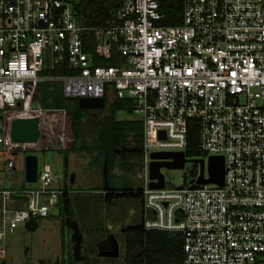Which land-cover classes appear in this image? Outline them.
Here are the masks:
<instances>
[{
	"label": "built area",
	"instance_id": "2783aa9c",
	"mask_svg": "<svg viewBox=\"0 0 264 264\" xmlns=\"http://www.w3.org/2000/svg\"><path fill=\"white\" fill-rule=\"evenodd\" d=\"M181 7V23L165 26L159 0H120L117 24L92 29L80 24L72 0H0V146L4 112L26 99L29 83L59 82L66 99H104L108 90L132 99L144 124L134 192L154 216L145 229L181 233L183 264H264V0ZM85 32H93V53L84 50ZM114 49L117 65L95 64L111 61ZM61 63L77 73L42 75ZM189 120L199 121L204 160L224 158L223 187L197 184L198 172L178 188L151 189L152 154L185 153ZM55 178L44 163L35 189L0 187V240L51 217L71 193L55 188Z\"/></svg>",
	"mask_w": 264,
	"mask_h": 264
},
{
	"label": "trees",
	"instance_id": "16d2710c",
	"mask_svg": "<svg viewBox=\"0 0 264 264\" xmlns=\"http://www.w3.org/2000/svg\"><path fill=\"white\" fill-rule=\"evenodd\" d=\"M159 2L162 11L167 15L163 25H179L182 15L181 0ZM72 3L79 16V22L84 27L97 29L118 22L120 0H72ZM83 41L84 50L93 53L95 48L93 32L83 33ZM118 60H121L120 55L114 49L111 61L96 60L95 64L115 66ZM76 73L77 71L66 63H61L51 71H44L42 75L57 77ZM104 100L103 110H83L79 107V99L64 97L63 85L59 82L36 85L29 83L26 86V99L16 108L5 110L4 126L10 129L14 119L26 115L28 118L39 117L41 136L37 143L29 145H13L9 138H5L3 148L13 155L20 154L23 158L31 154L56 152L63 157L66 173L71 154H84L90 158V166L100 171L102 179L100 191L107 203L128 198L142 200L141 195L134 192L132 182L143 170L141 162L144 124L140 118L127 119L119 116L120 114L132 116L135 113L136 102L132 99H111L109 90ZM54 118L59 122L56 129L50 124ZM199 128L198 120H189L185 149L188 159L201 160L205 157L200 149ZM197 173H192V177H196ZM64 205L69 227L75 216L71 203L66 202ZM148 217L154 218L151 214ZM145 219L143 213L139 224L127 227L123 231L125 253L120 264H183L184 236L178 232L147 231L144 226Z\"/></svg>",
	"mask_w": 264,
	"mask_h": 264
},
{
	"label": "rangeland",
	"instance_id": "374dc122",
	"mask_svg": "<svg viewBox=\"0 0 264 264\" xmlns=\"http://www.w3.org/2000/svg\"><path fill=\"white\" fill-rule=\"evenodd\" d=\"M39 106L41 104L38 102ZM27 116V115H26ZM121 118L139 119L141 115L135 112L132 116L120 114ZM56 117V116H55ZM26 118V117H23ZM93 119L95 116L92 117ZM57 121V119H53ZM52 122V121H51ZM50 122V124H51ZM59 122L56 128H58ZM6 135L9 138L10 135ZM50 131V130H49ZM47 132V131H46ZM204 154V153H203ZM206 158V154H204ZM39 168L48 163L54 173L58 175L57 185L70 188V201L75 220L83 235V244L86 248L95 250L100 241L109 235H114L120 249L117 259L99 258L89 252V258L81 261L84 264H120L125 253V236L123 231L130 226L140 223L145 213L142 200L128 198L107 203L101 194L102 179L100 171L90 166L84 154H71L69 159V173L63 167V157L56 152L37 154ZM3 159H11L16 164V170L8 172V179L17 186L36 188L37 184H26L24 179V158L22 155L5 153ZM197 163L186 164L183 170L162 169L167 188H178L184 181L190 182L192 173L199 172ZM66 173V174H65ZM67 175V176H66ZM55 185V184H54ZM139 180L134 177L132 188L139 189ZM149 213L146 212V217ZM67 216L60 215L38 219L36 228L27 230L19 227L15 234L8 235L0 240V264H58L62 247L72 245V230L67 226Z\"/></svg>",
	"mask_w": 264,
	"mask_h": 264
},
{
	"label": "water",
	"instance_id": "95a60500",
	"mask_svg": "<svg viewBox=\"0 0 264 264\" xmlns=\"http://www.w3.org/2000/svg\"><path fill=\"white\" fill-rule=\"evenodd\" d=\"M20 105V104H19ZM79 107L83 110H103L105 108L104 99L81 98ZM51 126L56 129L57 122L52 121ZM41 136L40 118H17L10 126V141L13 145H29L39 141ZM162 139H165L164 132H161ZM153 162L150 165V184L151 189L160 190L166 187V179L162 169L183 170L188 163L200 165L199 185H216L223 187L225 179V162L223 157H210L207 162L204 159H188L184 152L181 153H155L151 156ZM209 178H205V173ZM39 172V156L36 154L24 157V179L26 184H37ZM72 230V245L74 260L81 262L85 257L81 256L83 235L76 221L70 222ZM105 241H110L113 251L98 254L99 258L117 259L120 257V249L114 235H109ZM5 264V262H4Z\"/></svg>",
	"mask_w": 264,
	"mask_h": 264
},
{
	"label": "crops",
	"instance_id": "0c3cea01",
	"mask_svg": "<svg viewBox=\"0 0 264 264\" xmlns=\"http://www.w3.org/2000/svg\"><path fill=\"white\" fill-rule=\"evenodd\" d=\"M112 99V97H110ZM26 118H28L26 116ZM128 119V118H127ZM53 121V120H52ZM58 123V122H57ZM57 142V141H56ZM4 144L0 146V173L3 174L4 176V180L2 183H0V187L4 188V189H12V188H21V189H33V187H25V186H17L15 185L14 183H12L9 179H8V172H10L11 170H8L5 166V162L8 161V160H11V159H3L5 156V153H8L4 148H3ZM90 162V161H89ZM69 167V166H68ZM71 168V167H70ZM70 168H68L67 172L69 173V170ZM16 170V164H15V168L12 170V171H15ZM54 170V169H53ZM56 178L58 179V175L56 173H54ZM66 174V173H65ZM67 176V175H66ZM54 187L55 188H63L64 190L67 188L68 191H72L70 188L68 187H62V186H59V183L57 185V180H56V183H54ZM35 189V188H34ZM101 192V191H100ZM70 194L69 193L67 195V197H61L59 199V203L56 205L55 207V210H54V213L51 215V217H54L56 216L57 214L60 215L62 212H64V214L66 215V210H65V203L66 202H70ZM103 194V193H101ZM24 202H25V198L21 197V196H17L14 200V205L16 207H23L24 206ZM145 217H146V214L144 213ZM37 221L38 220H31L29 222H27L26 224L24 225H21L20 227H24L26 228L27 230H33L36 228V225H37ZM73 221V220H72ZM70 226V225H69ZM19 229V228H18ZM17 229V230H18ZM16 230V231H17ZM15 234V233H14ZM65 246V245H64Z\"/></svg>",
	"mask_w": 264,
	"mask_h": 264
},
{
	"label": "flooded vegetation",
	"instance_id": "af4514ba",
	"mask_svg": "<svg viewBox=\"0 0 264 264\" xmlns=\"http://www.w3.org/2000/svg\"><path fill=\"white\" fill-rule=\"evenodd\" d=\"M113 248L110 241H100L98 246L95 250L89 251L82 242V249H81V256L85 257V261L89 258V252L92 253L93 256H97L100 252L102 253H109L112 252ZM58 264H84L82 262H76L74 260V253H73V245L66 248L65 246L62 247L61 254L58 260Z\"/></svg>",
	"mask_w": 264,
	"mask_h": 264
}]
</instances>
